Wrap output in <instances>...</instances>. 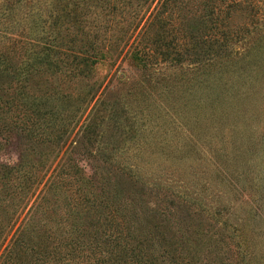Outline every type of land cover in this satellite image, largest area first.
<instances>
[{"label": "trees", "instance_id": "1", "mask_svg": "<svg viewBox=\"0 0 264 264\" xmlns=\"http://www.w3.org/2000/svg\"><path fill=\"white\" fill-rule=\"evenodd\" d=\"M255 84L264 0H0V264H264Z\"/></svg>", "mask_w": 264, "mask_h": 264}, {"label": "rangeland", "instance_id": "2", "mask_svg": "<svg viewBox=\"0 0 264 264\" xmlns=\"http://www.w3.org/2000/svg\"><path fill=\"white\" fill-rule=\"evenodd\" d=\"M260 84H255L250 86L248 94L242 98H239L234 91L231 92L230 97L225 100H220L222 106H226L227 109L235 110L229 112L227 117H223V113L218 114L220 118H227V122L237 124L238 130H236L235 135L237 137L247 136L252 139H257L263 135L264 130V85L257 88ZM215 94L217 91L214 92ZM237 110V111H236ZM240 110H244L240 113ZM249 117L250 120L247 122L246 118ZM225 122V121H224ZM253 126H257L256 131ZM74 133V132H73ZM71 133L65 141V148L73 141L74 137ZM61 153V152H60Z\"/></svg>", "mask_w": 264, "mask_h": 264}]
</instances>
